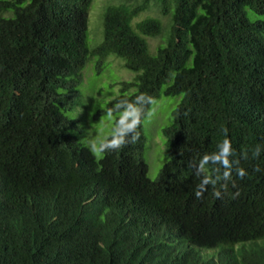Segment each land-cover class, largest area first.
Returning a JSON list of instances; mask_svg holds the SVG:
<instances>
[{"label": "trees", "instance_id": "obj_1", "mask_svg": "<svg viewBox=\"0 0 264 264\" xmlns=\"http://www.w3.org/2000/svg\"><path fill=\"white\" fill-rule=\"evenodd\" d=\"M134 1L106 6L89 49L91 0H0V264H264V0ZM109 54L136 74L106 110L137 123L116 117L123 145L98 158L66 112ZM161 90L182 98L150 179L141 120ZM225 138L230 167L212 158Z\"/></svg>", "mask_w": 264, "mask_h": 264}, {"label": "rangeland", "instance_id": "obj_2", "mask_svg": "<svg viewBox=\"0 0 264 264\" xmlns=\"http://www.w3.org/2000/svg\"><path fill=\"white\" fill-rule=\"evenodd\" d=\"M123 1L135 3L134 0H91L87 16V46L89 49L94 48L102 41V18L106 6ZM9 14L10 11L0 13L3 16ZM150 15L157 16V9L148 7L141 11L134 20L140 21L146 17H152ZM246 17L249 21L262 18L249 9H246ZM164 36L165 32L162 30L156 37H147L150 53L154 54L156 47L163 43ZM97 62V56L89 55L82 68L83 80L79 86L82 105L66 112L70 118H80L74 134L88 147L93 141H99L109 136L115 118L129 112L123 110L112 113L106 110V105L120 94L119 82L131 81L136 74L124 67L123 59L115 54H109L100 65H97ZM132 91L131 88L127 94ZM181 98L182 94L166 96L161 90L160 96L152 100L146 115L141 120L146 139L143 157L148 166L147 175L150 179L157 177L159 170L167 160L165 136L162 129L172 122L173 111ZM77 132H81V136Z\"/></svg>", "mask_w": 264, "mask_h": 264}, {"label": "clouds", "instance_id": "obj_3", "mask_svg": "<svg viewBox=\"0 0 264 264\" xmlns=\"http://www.w3.org/2000/svg\"><path fill=\"white\" fill-rule=\"evenodd\" d=\"M153 99V98H152ZM135 112H125L121 115V117L119 118V123L121 125H124V128L121 130L122 133L132 129L137 121L135 119ZM129 117H133L131 123H126V121L129 119ZM225 133L227 132V130H224ZM123 137L122 135L117 137V136H113V138L111 140H108L106 138L101 139L99 141H93L92 143L89 144V150L90 152L98 157V158H102L103 154L107 151H113V150H118L122 147L123 145ZM219 146L221 147V152L219 155H216L214 157H212L214 160L217 161H222L223 164L227 167H230V162L228 157L232 154V148H231V143L230 141L225 138L223 140V142L221 144H219ZM260 155L259 151L254 153V156L258 157ZM209 159V157L206 155L204 157V160L201 162V168L203 169L204 164L207 162V160ZM257 171L259 170L258 168L256 169ZM237 172L239 174V176L241 178H243L246 173L244 171V169L239 168L237 169ZM225 175H229L227 172L225 173ZM205 183H207V179L205 180ZM201 188L203 187V184L199 185ZM214 195L218 198L220 196V192L219 191H214ZM196 196L199 198L202 196V193L197 191L196 192Z\"/></svg>", "mask_w": 264, "mask_h": 264}]
</instances>
